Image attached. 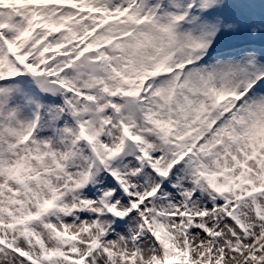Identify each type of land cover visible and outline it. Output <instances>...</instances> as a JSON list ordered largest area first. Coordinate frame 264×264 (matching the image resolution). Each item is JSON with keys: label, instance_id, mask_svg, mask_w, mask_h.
<instances>
[{"label": "snow or ice", "instance_id": "6c2138e0", "mask_svg": "<svg viewBox=\"0 0 264 264\" xmlns=\"http://www.w3.org/2000/svg\"><path fill=\"white\" fill-rule=\"evenodd\" d=\"M0 264H264V0H0Z\"/></svg>", "mask_w": 264, "mask_h": 264}]
</instances>
